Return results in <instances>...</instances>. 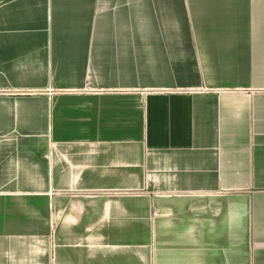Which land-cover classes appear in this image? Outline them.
Returning a JSON list of instances; mask_svg holds the SVG:
<instances>
[{"label":"crops","instance_id":"0c3cea01","mask_svg":"<svg viewBox=\"0 0 264 264\" xmlns=\"http://www.w3.org/2000/svg\"><path fill=\"white\" fill-rule=\"evenodd\" d=\"M0 264H264V0H0Z\"/></svg>","mask_w":264,"mask_h":264}]
</instances>
